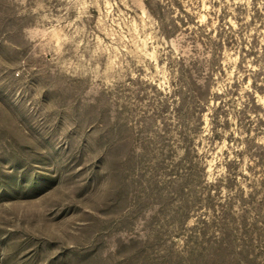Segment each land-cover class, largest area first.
Listing matches in <instances>:
<instances>
[{"label":"rangeland","instance_id":"obj_1","mask_svg":"<svg viewBox=\"0 0 264 264\" xmlns=\"http://www.w3.org/2000/svg\"><path fill=\"white\" fill-rule=\"evenodd\" d=\"M0 264H264V0H0Z\"/></svg>","mask_w":264,"mask_h":264}]
</instances>
